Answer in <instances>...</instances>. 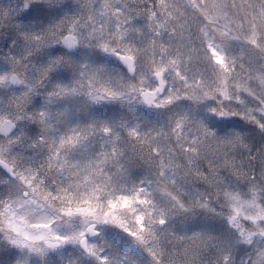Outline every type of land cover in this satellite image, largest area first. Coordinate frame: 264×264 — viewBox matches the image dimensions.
Segmentation results:
<instances>
[{
    "label": "snow or ice",
    "instance_id": "snow-or-ice-1",
    "mask_svg": "<svg viewBox=\"0 0 264 264\" xmlns=\"http://www.w3.org/2000/svg\"><path fill=\"white\" fill-rule=\"evenodd\" d=\"M46 4L57 11L45 23L38 0H0V182L10 186L0 194V264H56L69 244L80 256L66 264H142L93 241L102 223L133 238L149 264H264V0ZM188 22L200 47L184 42ZM216 33L239 42V53ZM52 46L63 54L41 59ZM100 54L124 70L92 58ZM58 70L70 78L54 81ZM209 99L208 115L249 128L211 127L200 114ZM182 100L190 111L153 126L80 116L100 103L160 109ZM74 218L77 230L59 231ZM217 219L222 232L207 224Z\"/></svg>",
    "mask_w": 264,
    "mask_h": 264
},
{
    "label": "rangeland",
    "instance_id": "rangeland-1",
    "mask_svg": "<svg viewBox=\"0 0 264 264\" xmlns=\"http://www.w3.org/2000/svg\"><path fill=\"white\" fill-rule=\"evenodd\" d=\"M232 4V3H231ZM223 23V22H222ZM212 35V32H209V36ZM220 34H215V42L217 44V41L221 40ZM220 45H229V49L234 50L239 47V42L236 41H231L227 42L224 41L223 39L220 41ZM3 41L0 40V47L3 46ZM61 46H52L49 49H46L43 56L41 59H47L48 56L52 55H61L63 54L62 52L59 51V48ZM200 47V44H199ZM239 53V51H238ZM234 54V53H233ZM78 58H89L91 57V53L88 49H77V53L74 54ZM104 55V54H102ZM106 55V54H105ZM109 57V56H108ZM93 59L96 60V57H92ZM104 58V57H103ZM4 64L2 61H0V70H3ZM54 81H66L68 78H70V73L66 70H58L57 72L53 73L52 76ZM171 77H169V81L171 82ZM0 93H2V90H0ZM118 103V102H117ZM121 103L119 107L114 103H100L99 107H96L95 105L92 106L89 110V112H92V114L84 113L86 119H104L105 117L109 116V118H114V119H119L120 117H124L125 119L129 121H137L141 122L143 124L148 125V126H153L156 124H162L164 123L168 116L171 115L172 113H183V112H188L190 111V103L188 101H177L174 104L168 106L167 108H152L150 110L151 114V119H154V121H146L145 119L143 121H140L141 119L138 116H134L131 113V110H129L130 106L128 104H124L121 107ZM136 107L141 108L142 106L140 104H135ZM114 106L115 109L114 110ZM203 109V108H201ZM136 109H133L132 112ZM115 111V115L113 116V113ZM201 116L206 117L207 120H209V125L214 127L216 124L214 122H219L220 127L216 128L218 132L223 134L224 132H227L231 129H237V130H247L249 128V125L247 122L243 121L239 117H230V118H219V117H212L206 113V111L203 109V111L200 113ZM138 115V114H137ZM29 127H33L32 125H29ZM33 130H35V126L33 127ZM144 170L139 166L136 165L131 169L132 175L135 177H139L143 175ZM6 178V174L0 170V181H3ZM9 185L0 182V194H4ZM202 218L197 220L196 226L199 227L201 226L202 223ZM177 227H179V221L176 222ZM207 224L214 228L217 232H222L224 230V225L221 223L219 219L217 220H210L207 221ZM80 226V222L78 219H73L71 222L68 223H60L58 225V229L61 232H68L70 233L71 231L77 230ZM215 226V227H214ZM98 231H100V238L95 241V242H100L103 243L107 249L113 253H122L125 250H131L133 253H135L136 257L142 262V264H148L144 258L149 259L150 257L148 254L137 244L134 242L133 238H131L127 233H125L123 230H121L118 226L112 225V224H100L98 227ZM145 253V254H144ZM72 256L73 258L79 257L80 256V249L76 245H66L60 249H57L53 255V260L56 262V264H66L69 256ZM142 256V257H141ZM144 257V258H143ZM82 259V264H94V261L87 257L84 256L81 258Z\"/></svg>",
    "mask_w": 264,
    "mask_h": 264
},
{
    "label": "trees",
    "instance_id": "trees-1",
    "mask_svg": "<svg viewBox=\"0 0 264 264\" xmlns=\"http://www.w3.org/2000/svg\"><path fill=\"white\" fill-rule=\"evenodd\" d=\"M71 2V0H65V3H70ZM213 2H222V3H225V4H231V3H233L234 2V0H207V3H209V4H211V3H213ZM242 2H244V0H235V3H237V4H240V3H242ZM230 15H233V12H230L229 13ZM55 15V14H54ZM53 15H48L47 13H46V11L44 10L42 13H41V16L40 17H38V19L39 20H42V21H44L45 23L52 17ZM222 20L220 21V23L222 24ZM218 27H219V24L217 25ZM186 27H187V31L185 32V37H184V42H186V43H190V44H192V45H194L195 47H199V44H200V34H199V31H198V27H197V25L195 24V23H191V22H188L187 24H186ZM216 34H219V33H216ZM222 40V39H221ZM221 40H219V41H217L218 43H220L221 44ZM227 47H228V50L233 54H238V51H240V46L237 48V50L236 49H234V50H231V49H229L230 47H229V45L227 44L226 45ZM77 53V52H76ZM73 54H75V53H73ZM104 57V58H103ZM96 59H97V62L98 63H103V64H106V65H108L109 67H111V68H113V69H116V70H119V71H123L124 69L119 65V63L115 60V59H113V58H111V57H108V55H102V54H100L99 56H96ZM194 66L195 67H198V68H201V69H203V68H205L206 67V65L204 64V62H203V59H202V57H200V58H197L196 60H195V62H194ZM209 75H211V73H209ZM118 107H119V105H120V103L118 102H114ZM99 105L100 104H96L95 106L96 107H99ZM122 105H124V104H122ZM122 105H121V107H122ZM142 107L141 108H138V107H136V105L135 104H132L131 106H130V108H129V110H131V113H132V115H134V116H138L141 120L140 121H143L144 119L146 120V121H149L150 119H151V114H150V110L152 109H147V108H145L143 105H141ZM133 109H136V112H135V110L132 112V110ZM114 110H116L115 109V106H114ZM203 111V109H200V113ZM84 113H88V114H92V112H89V111H85ZM138 114V115H137ZM114 115H115V111H114V113H113V116L112 117H114ZM80 116L82 117V118H84V119H86L85 118V116H84V114L83 113H80ZM115 118V117H114ZM114 118H109V116H107V117H105V120H111V119H114ZM124 118V117H123ZM104 120V119H103ZM151 121H154L155 122V120L154 119H151ZM144 122V121H143ZM208 123H209V120H208ZM214 124H216L213 128H218V127H220V129H221V126H220V124H219V122H214ZM33 127H34V125H32ZM146 126H148V125H146ZM33 127H31L32 129H33ZM215 128V129H216ZM217 130V129H216ZM121 137L123 138V139H126L127 138V133L125 132V131H121ZM215 227V226H214ZM145 254V253H144ZM142 257V256H141ZM144 258V257H143ZM145 259V261L149 264V261H150V258L149 259H146V258H144Z\"/></svg>",
    "mask_w": 264,
    "mask_h": 264
},
{
    "label": "clouds",
    "instance_id": "clouds-1",
    "mask_svg": "<svg viewBox=\"0 0 264 264\" xmlns=\"http://www.w3.org/2000/svg\"><path fill=\"white\" fill-rule=\"evenodd\" d=\"M38 2L44 5V9H45V11H46V13L48 15H54V14H56V11L57 10L55 8H49L47 6V4H46V0H38ZM211 103H212V101L209 99L208 101L205 102V105H203L202 108L206 111V108L208 106H210Z\"/></svg>",
    "mask_w": 264,
    "mask_h": 264
},
{
    "label": "water",
    "instance_id": "water-1",
    "mask_svg": "<svg viewBox=\"0 0 264 264\" xmlns=\"http://www.w3.org/2000/svg\"><path fill=\"white\" fill-rule=\"evenodd\" d=\"M113 57V56H112ZM115 58V57H114ZM117 59V58H116ZM118 60V59H117ZM119 63H121L119 60H118ZM122 65V64H121ZM96 237H92V239H95Z\"/></svg>",
    "mask_w": 264,
    "mask_h": 264
}]
</instances>
